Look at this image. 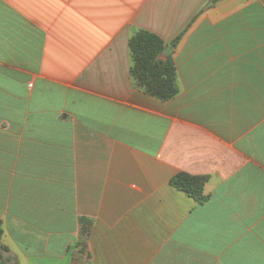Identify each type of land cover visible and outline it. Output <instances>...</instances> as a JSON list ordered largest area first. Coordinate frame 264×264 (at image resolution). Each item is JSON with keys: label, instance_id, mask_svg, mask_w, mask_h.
Returning <instances> with one entry per match:
<instances>
[{"label": "crops", "instance_id": "0c3cea01", "mask_svg": "<svg viewBox=\"0 0 264 264\" xmlns=\"http://www.w3.org/2000/svg\"><path fill=\"white\" fill-rule=\"evenodd\" d=\"M209 1L0 0L6 264H264V0ZM139 31L173 49L168 101Z\"/></svg>", "mask_w": 264, "mask_h": 264}, {"label": "trees", "instance_id": "16d2710c", "mask_svg": "<svg viewBox=\"0 0 264 264\" xmlns=\"http://www.w3.org/2000/svg\"><path fill=\"white\" fill-rule=\"evenodd\" d=\"M217 1L219 0H213V2ZM196 18L197 15L170 43L172 48L177 46ZM129 48L132 60L131 75L138 87L142 88L149 96L162 102L168 101L178 94L173 61L170 57L159 58L164 43L157 36L146 31H139L130 38ZM206 182L207 177L204 176L178 173L171 179L170 185L202 204L207 201V197L203 193ZM82 224L81 235L82 238H85L89 233V224L86 221H82ZM1 236L2 229L0 227V263L6 264L10 258L7 257V248L1 244ZM80 244L82 248L85 247L83 241Z\"/></svg>", "mask_w": 264, "mask_h": 264}, {"label": "water", "instance_id": "95a60500", "mask_svg": "<svg viewBox=\"0 0 264 264\" xmlns=\"http://www.w3.org/2000/svg\"><path fill=\"white\" fill-rule=\"evenodd\" d=\"M209 6L213 5V1H209L208 3ZM173 53V49L170 46H165L162 51L159 54L160 59H167L169 58Z\"/></svg>", "mask_w": 264, "mask_h": 264}]
</instances>
